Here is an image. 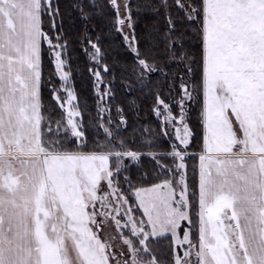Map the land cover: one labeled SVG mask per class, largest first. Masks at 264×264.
I'll return each mask as SVG.
<instances>
[{
  "label": "snow or ice",
  "instance_id": "1",
  "mask_svg": "<svg viewBox=\"0 0 264 264\" xmlns=\"http://www.w3.org/2000/svg\"><path fill=\"white\" fill-rule=\"evenodd\" d=\"M0 264H264V0H0Z\"/></svg>",
  "mask_w": 264,
  "mask_h": 264
},
{
  "label": "trees",
  "instance_id": "2",
  "mask_svg": "<svg viewBox=\"0 0 264 264\" xmlns=\"http://www.w3.org/2000/svg\"><path fill=\"white\" fill-rule=\"evenodd\" d=\"M70 2L71 0H61L62 4H69ZM133 2L140 4H150V3H154L155 0H133ZM154 19L155 17L151 13V11L141 10V12L138 14V17L136 19V31L141 36L142 39L147 32L151 31ZM65 24L67 27L71 29L73 38L77 36L79 30L83 27V25L79 21H77L75 27L73 28L68 22L67 14L65 17ZM91 24H94L96 26L97 31L103 33L105 48H112L118 45V42L120 40L119 35L113 36L107 33V24L104 19L94 18L93 21H91ZM74 47L77 48V52L72 55L73 68L76 70L75 85L77 87L78 92L80 93L81 100H84L85 98L88 99V103L84 105L86 110V114H85V119H86V115L94 114L93 113L94 105L91 100V95H92L91 88L90 85L88 84L87 65L84 62L86 58L83 56L82 53L79 52V45H75ZM117 50L121 53L123 52V49L120 47H117ZM50 72H51V67L48 65L47 57H46L45 77H47L50 74ZM116 91L118 96V101L116 102L117 103L126 102L127 97L123 95L124 90L117 89ZM43 94H44L45 103L50 104L51 98L48 94L47 85L44 87ZM149 104L150 101L148 100L142 102L141 111L139 112V120L144 123H148L151 121V123H153L154 125L155 119L154 117L151 116L149 112ZM129 118L131 120H136L137 119L136 113L130 111Z\"/></svg>",
  "mask_w": 264,
  "mask_h": 264
},
{
  "label": "rangeland",
  "instance_id": "3",
  "mask_svg": "<svg viewBox=\"0 0 264 264\" xmlns=\"http://www.w3.org/2000/svg\"><path fill=\"white\" fill-rule=\"evenodd\" d=\"M93 113H94V111H93ZM89 115H90V114L86 115V119H85V117H84V119H85V120H89ZM91 115H94V114H91ZM66 243L71 244V241L68 240V241H66Z\"/></svg>",
  "mask_w": 264,
  "mask_h": 264
}]
</instances>
